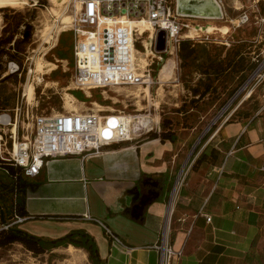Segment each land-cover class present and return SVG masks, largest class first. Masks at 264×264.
I'll return each instance as SVG.
<instances>
[{
  "label": "rangeland",
  "instance_id": "rangeland-1",
  "mask_svg": "<svg viewBox=\"0 0 264 264\" xmlns=\"http://www.w3.org/2000/svg\"><path fill=\"white\" fill-rule=\"evenodd\" d=\"M63 2L59 6L52 0H0V114L7 112L13 120L18 117L20 136L24 133L22 126L25 135L26 130L28 134L34 133L31 115H57L74 110L101 115H143L140 125L150 128L153 124L154 130L131 143L148 142L150 134L163 131L164 124L175 133L176 142H167L158 149L163 148L167 156L180 152L181 167L193 151L191 160L205 146H208V159L215 160L219 138L209 142L213 133L224 123L250 119L262 106L264 84L246 91L243 86L256 67L253 53L259 54L264 45V0H179L180 13L191 32L185 31L190 34L188 40L196 48V55L183 62L179 57L180 48L175 56L169 57L148 52L146 64H150L152 57H163L161 62L154 59V83L149 88L121 86L87 93L72 85L74 33L71 25L76 9L70 0ZM67 17H71V23L64 25ZM145 33L137 42L141 53H145L143 41L149 35L148 31ZM145 45L150 49L149 42ZM41 62L43 72L39 73L37 66ZM15 64L19 66L16 73ZM51 64L56 66L54 71ZM27 85L35 87L32 99L26 95ZM206 85H211L214 91L203 99L195 98L193 89L203 91ZM250 91L253 94L247 98ZM68 94L73 97L70 103H67ZM237 95L233 106L226 110L229 101ZM28 105L30 120L23 122L26 115L21 113ZM98 105L104 110L98 111ZM9 130L0 125V134ZM191 160L186 164L175 197L188 178ZM154 178L163 179L158 173ZM23 200L20 184L5 172L0 176V231L17 227ZM0 264L92 262L84 249L75 248L70 252V246L61 247L36 256L23 245L14 244L0 249Z\"/></svg>",
  "mask_w": 264,
  "mask_h": 264
},
{
  "label": "crops",
  "instance_id": "crops-1",
  "mask_svg": "<svg viewBox=\"0 0 264 264\" xmlns=\"http://www.w3.org/2000/svg\"><path fill=\"white\" fill-rule=\"evenodd\" d=\"M218 138L215 163L197 167L208 146L191 160L193 151L180 167V152L167 156L158 149L163 147L159 139L125 142L86 158L50 159L28 179V216L17 217L24 219L17 228L48 239L85 232L104 264H160L158 247L164 243L182 253L170 264H264V122L251 117L224 123L209 142ZM189 160L188 178L172 197ZM157 173L163 179L154 178ZM154 192L160 196L136 209ZM89 216L105 223L133 252L112 249L102 226Z\"/></svg>",
  "mask_w": 264,
  "mask_h": 264
},
{
  "label": "built area",
  "instance_id": "built-area-1",
  "mask_svg": "<svg viewBox=\"0 0 264 264\" xmlns=\"http://www.w3.org/2000/svg\"><path fill=\"white\" fill-rule=\"evenodd\" d=\"M70 1L76 9L71 25L74 33L72 85L76 90L87 93L121 86L149 88L154 83V59L161 62L163 57H152L145 72L139 69L134 51L139 50L137 42L145 35L141 36L140 29L130 25L131 20L139 24L146 23L150 27L149 35L143 41L146 54L148 48L145 42H149L152 53L166 54L169 57L173 49L176 54L181 43L191 39L190 34L185 31L191 32L190 25L180 13L179 0ZM160 32H165L166 50L158 53L156 42ZM254 48L257 49V45ZM253 54L256 67L243 86L244 91L252 86L259 87L264 84V45L259 54ZM15 67L16 73L19 66L15 64ZM252 94L253 92L249 97ZM239 95L229 101L226 110L233 106ZM261 99L262 106L252 116V120L264 122V92ZM21 114L26 115L23 122H29V105ZM31 116L34 133L28 134L26 130L25 135V128L22 126L24 133L20 136L18 117L15 116L13 120L7 112L0 114V125L11 128L8 133L0 134V159L22 168L26 179L36 178L50 159L77 156L86 158L100 153L104 148L137 141L154 130L153 124L150 128L139 126L143 115L65 112ZM111 116L116 118L114 126L110 125ZM261 170L264 171V165ZM87 219L102 226L112 249L119 248L127 255L133 252V249L101 220L90 216ZM206 219L208 222L212 220L208 215ZM22 221L23 218H18V223ZM158 248L163 250L160 264H170L172 259L182 255L165 243Z\"/></svg>",
  "mask_w": 264,
  "mask_h": 264
},
{
  "label": "trees",
  "instance_id": "trees-1",
  "mask_svg": "<svg viewBox=\"0 0 264 264\" xmlns=\"http://www.w3.org/2000/svg\"><path fill=\"white\" fill-rule=\"evenodd\" d=\"M40 5H44L40 2ZM264 12V9H263ZM30 29V26H27ZM197 53L196 48L194 47L192 41L186 40L183 41L180 45L179 57L183 62H187L192 59ZM214 91V88L211 85H206L205 89L201 91L199 88L193 89L194 97H198V100L205 98L208 94ZM193 103H197L193 101ZM163 131L161 133H152L148 137L149 140L159 139L162 144L167 142L174 143L176 142V135L172 130H168L163 124ZM213 151V150H212ZM216 152V151H215ZM214 152V153H215ZM205 162L215 163L208 159V153H203L198 159L195 167ZM0 168L8 174L11 179L17 181L20 184V188L25 192V189L30 185L28 179L24 177L23 169L20 167H15L11 163L4 162L0 159ZM158 201V200H157ZM19 217H27L28 212L26 211L25 201L23 200L21 208L18 214ZM14 244L23 245L28 251L32 252L36 256L45 254L48 251L58 249L61 247L73 246L78 249H84L88 255L92 264H104L99 256V251L97 244L90 235L82 231H74L70 234L57 238V239H48L33 236L21 229H18L15 226L9 227L7 230L0 231V249L10 247Z\"/></svg>",
  "mask_w": 264,
  "mask_h": 264
},
{
  "label": "bare ground",
  "instance_id": "bare-ground-1",
  "mask_svg": "<svg viewBox=\"0 0 264 264\" xmlns=\"http://www.w3.org/2000/svg\"><path fill=\"white\" fill-rule=\"evenodd\" d=\"M63 1H65V0H52L53 3H55L56 5H59V6H60L61 4L64 3ZM62 2H63V3H62ZM70 23H71V17H67V18L64 20V23H63V24H64V25H68V24H70ZM130 25H131L132 27H134V28H139V29H140V35H141V36H143L145 32H147V31L150 30V27H149L146 23H141V24H139L137 21L131 20V21H130ZM148 52H150V53L152 54V52H151V50H150L149 48H148ZM134 53H135V56H134V57H135V62H136V64L139 66V69H140L142 72H145L147 66L149 65L148 63L146 64L145 57H147V59H148L149 55H147L146 53H141L139 50H136V49H135ZM170 55L175 56V49L172 50V52L170 53ZM144 63H145V64H144ZM42 64H43V63L41 62V63L38 64V66H37V72H39V73H42V72H43V65H42ZM50 66H53V67H54L53 69H51L52 71H54L55 68H56V66H55L54 64H51ZM39 81L41 82L42 79H40ZM118 88H121V87H118ZM147 88H148V87H147ZM251 92H252V91H250V92L248 93L247 98L250 96ZM34 94H35V87L32 86V85H27V87H26V95L29 97V99H32V98L34 97ZM247 98H246V99H247ZM72 99H73V97H72L70 94H68V95H67V103L72 102ZM246 99H245V100H246ZM73 101H74V100H73ZM98 107L100 108L98 111H102V110H104V107H102V106H100V105H98ZM71 112H75V110H74V111H71ZM76 112H77V111H76ZM77 113H78V112H77ZM127 118H129V117H127ZM141 119H143V117H142ZM0 121H2V120H0ZM110 125H112V126L116 125V118H115L114 116H111V117H110ZM139 126H140V127H144V126H142V125H139ZM74 249H75V247L70 246V252H72ZM78 261H79L80 263H83V260H82V259H78Z\"/></svg>",
  "mask_w": 264,
  "mask_h": 264
},
{
  "label": "water",
  "instance_id": "water-1",
  "mask_svg": "<svg viewBox=\"0 0 264 264\" xmlns=\"http://www.w3.org/2000/svg\"><path fill=\"white\" fill-rule=\"evenodd\" d=\"M165 50H166L165 32H160L158 34V37H157L156 51L158 53H161V52H164ZM184 171H185V167H183L181 169V171L179 172V175H178V177L176 179V182H175V185H174V188H173L172 197L174 196V194H175V192L177 190V187L180 184L181 176L183 175ZM3 175H5V172L3 170H0V176H3ZM159 196H160V193H155V192H154L152 197L145 198V196H143L139 200V204L136 206V209L145 208L152 200L157 199Z\"/></svg>",
  "mask_w": 264,
  "mask_h": 264
},
{
  "label": "flooded vegetation",
  "instance_id": "flooded-vegetation-1",
  "mask_svg": "<svg viewBox=\"0 0 264 264\" xmlns=\"http://www.w3.org/2000/svg\"><path fill=\"white\" fill-rule=\"evenodd\" d=\"M152 183H154V182H150V184H152ZM152 194V193H151Z\"/></svg>",
  "mask_w": 264,
  "mask_h": 264
}]
</instances>
